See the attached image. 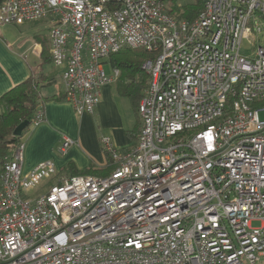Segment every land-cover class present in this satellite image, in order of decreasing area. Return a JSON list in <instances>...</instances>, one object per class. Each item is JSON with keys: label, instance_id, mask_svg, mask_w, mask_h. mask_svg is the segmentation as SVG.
Returning a JSON list of instances; mask_svg holds the SVG:
<instances>
[{"label": "built area", "instance_id": "2783aa9c", "mask_svg": "<svg viewBox=\"0 0 264 264\" xmlns=\"http://www.w3.org/2000/svg\"><path fill=\"white\" fill-rule=\"evenodd\" d=\"M185 0H177L183 5ZM192 21L165 0H7L0 25L49 20L65 101L94 114L116 82L104 61L154 56L136 147L106 177L24 172L25 143L0 156V264H257L264 261V0H203ZM245 39L256 49L241 55ZM45 121L40 110L34 128ZM75 141L64 137L61 152ZM254 224H258L254 226Z\"/></svg>", "mask_w": 264, "mask_h": 264}, {"label": "crops", "instance_id": "0c3cea01", "mask_svg": "<svg viewBox=\"0 0 264 264\" xmlns=\"http://www.w3.org/2000/svg\"><path fill=\"white\" fill-rule=\"evenodd\" d=\"M39 22L48 26L47 32L39 31L27 39L12 35V25L18 24L0 25V98L35 73L51 76L40 92L45 99L42 105L45 121L34 128L24 142L23 171L30 172L42 162H53L56 174L51 186L81 173L110 174L113 166H109L102 140L109 138L120 154L133 150L142 127L137 108L120 93L116 81L102 88L94 114L78 116L74 107L61 99L65 91L62 77L57 85L56 76L45 70L47 65L54 66L43 59L44 50L48 49L51 56L49 31L52 23L49 20ZM64 137L75 141L66 153L61 152Z\"/></svg>", "mask_w": 264, "mask_h": 264}, {"label": "trees", "instance_id": "16d2710c", "mask_svg": "<svg viewBox=\"0 0 264 264\" xmlns=\"http://www.w3.org/2000/svg\"><path fill=\"white\" fill-rule=\"evenodd\" d=\"M6 1L7 0H0V10ZM165 1L168 3L169 7L167 9L168 14L179 20L187 19L192 21L204 9V1L202 0H199L194 5L188 6L178 5L177 0ZM153 56V54L147 52L144 49H124L118 53L112 54L108 58L112 67L120 71V77L117 80L119 82L120 93L131 100L135 108H137L138 114L141 99L144 95L145 89H147L149 84V76L143 69V65ZM43 59L45 63H52V57L50 56L48 49L44 50ZM50 80L51 76H32L0 98V106L2 110L0 114L1 157H5L9 154V144L24 143L28 136L32 134V131L34 130L33 122L35 116L40 110H42V105L45 101V99L41 97L40 92L44 85H46V83ZM61 99L63 101L65 100V94L61 96ZM23 122H29V126L24 130L22 137H15L13 135L15 129ZM140 133L138 135L137 142ZM105 153L107 154L110 161L109 166H111V164L113 166V172L116 169V165L113 163L114 161L112 156L106 151ZM89 174L92 173L86 172L78 175L87 176ZM110 174L96 176L106 177Z\"/></svg>", "mask_w": 264, "mask_h": 264}, {"label": "rangeland", "instance_id": "374dc122", "mask_svg": "<svg viewBox=\"0 0 264 264\" xmlns=\"http://www.w3.org/2000/svg\"><path fill=\"white\" fill-rule=\"evenodd\" d=\"M199 0H185L183 1V5L184 6H188V5H194L198 2ZM203 1V0H202ZM264 22V21H263ZM13 26V36H18V37H24V39H27L26 37H32L31 35H34V33L36 34L39 31L42 32H47V28L48 26L43 24L42 22H38V23H31V24H25L23 25H12ZM256 53V49L253 45L252 40H247L245 39L242 43L241 46V55L243 56H247L250 58H253L255 56ZM104 68L106 73L108 74V76H112L113 74V67L110 63V61L107 59L104 61ZM46 72L48 73H53L54 76H56V81H57V85L61 83V70L54 68V66L52 65H47L45 67ZM35 77H39L41 76L40 73H35L34 74ZM260 118L263 119V114H260ZM55 177H52L50 179H46L44 180L40 186H38L36 189H33L30 191V197H35L39 194H43L46 193L47 190L50 188L51 184V180H54ZM258 224H254V226H256ZM257 264H264L263 262L257 263Z\"/></svg>", "mask_w": 264, "mask_h": 264}, {"label": "water", "instance_id": "95a60500", "mask_svg": "<svg viewBox=\"0 0 264 264\" xmlns=\"http://www.w3.org/2000/svg\"><path fill=\"white\" fill-rule=\"evenodd\" d=\"M29 126V122L21 123L14 131L15 137H22L24 130Z\"/></svg>", "mask_w": 264, "mask_h": 264}]
</instances>
